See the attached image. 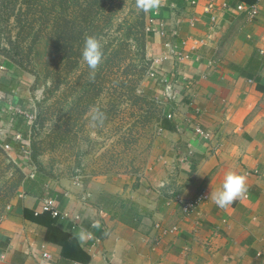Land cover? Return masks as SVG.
I'll return each mask as SVG.
<instances>
[{
	"label": "crops",
	"instance_id": "obj_1",
	"mask_svg": "<svg viewBox=\"0 0 264 264\" xmlns=\"http://www.w3.org/2000/svg\"><path fill=\"white\" fill-rule=\"evenodd\" d=\"M149 11L147 55L159 61L152 94L163 95L166 76L175 98L160 101L159 137L139 185L108 191L131 198L139 215L110 214L94 182L52 187L37 178L0 226V264H264V0H159ZM12 77L0 91L11 90ZM3 110L7 102L0 123ZM228 172L244 175L247 191L221 208L212 194ZM202 192L208 200L189 215L174 201ZM46 197L68 215L56 228L73 249L26 216Z\"/></svg>",
	"mask_w": 264,
	"mask_h": 264
},
{
	"label": "rangeland",
	"instance_id": "obj_2",
	"mask_svg": "<svg viewBox=\"0 0 264 264\" xmlns=\"http://www.w3.org/2000/svg\"><path fill=\"white\" fill-rule=\"evenodd\" d=\"M137 3L138 0H126L122 9L113 14L110 24L103 27L102 35L97 39L103 46H109L101 67L105 60L113 61L114 49L122 39L124 26L120 28V25L130 15H135V11L140 13ZM142 13L148 65L137 92L146 94L153 106H134L127 94L128 87H120L123 77L127 82L131 73L127 52L124 53L123 67L113 68L114 63L110 62L100 72L98 81L92 84L93 90L85 96L82 88L86 80L77 81L80 72L86 71L85 62L80 69L70 70L64 83L56 89L53 78L45 77L46 69L40 58L23 50L20 56L15 57V61L20 60L16 64L11 58L4 57L2 47L5 46L2 45L6 44L0 45V63L3 62L5 67L0 74L12 68L13 76L17 77L11 90H6V93L0 91L12 107L3 110L0 123V226L13 199L22 193L23 183L30 182L28 178L48 181L52 187L72 181L94 182L91 189L94 191L93 187L97 185L95 190H101L98 201L110 214L121 213L128 221L139 215L140 206L131 198L124 200L108 191L122 186L134 189L143 178L159 137L164 111L160 101L165 97L157 98L152 94L154 82L148 76L151 60L146 44L150 11L143 10ZM127 43L123 48L128 51L131 45L134 50L133 40ZM38 51L43 52L42 48ZM57 55L48 71L55 72L61 68L62 54ZM98 69L94 72L88 69L87 77H92ZM120 92L124 96H120ZM15 97L19 99L13 105L11 101ZM96 110L102 118L93 120ZM32 172L34 177L30 178Z\"/></svg>",
	"mask_w": 264,
	"mask_h": 264
},
{
	"label": "trees",
	"instance_id": "obj_3",
	"mask_svg": "<svg viewBox=\"0 0 264 264\" xmlns=\"http://www.w3.org/2000/svg\"><path fill=\"white\" fill-rule=\"evenodd\" d=\"M125 2L126 0H0V37L2 31L0 45L6 44L2 45L5 46L2 47V53L4 57L11 58L16 64H19L20 60L15 61V57L20 56L23 50L27 51L26 54L40 58L46 69L45 77H52L55 88L58 89L60 84L64 83L70 70H78L85 65L81 56L85 39L88 36L99 38L103 33V27L110 24L113 14L121 10ZM142 12L141 9L140 13L135 11V15H130L123 21V25H120V28L124 26L122 39L119 41L118 48L114 49L113 61L105 60L104 65L101 67L100 64L98 71L92 77H87L89 69L87 65L86 71L80 72L77 81L86 80L82 88L85 96H88L93 90L92 84L98 81L100 72L104 67L109 66L110 62L114 63L113 68L123 67L124 53L127 52L131 73L127 82L123 77L120 87L121 89L128 87L127 94L134 106H153L154 103L146 94L137 92L148 65L145 57V23ZM13 31H15L14 39H12ZM3 36H6V39ZM130 39L135 43L134 50L129 45L128 51H126L123 44L128 45L127 41ZM108 46L102 45L103 56L106 54ZM39 48H42V53H39ZM57 54H62L61 68L56 69L55 72L48 71V68L55 63ZM3 74L0 84L8 86L13 75L6 72ZM86 77L88 79H85ZM97 92H100V89ZM120 96H124L122 92H120ZM27 180L30 182L23 183L25 190L37 188V183L34 180ZM26 216L31 221L45 226L48 235L52 233L64 249L70 248L64 244V239L67 236L56 228L57 219L47 213L37 216L31 213ZM74 246L75 243H72L73 248Z\"/></svg>",
	"mask_w": 264,
	"mask_h": 264
},
{
	"label": "clouds",
	"instance_id": "obj_4",
	"mask_svg": "<svg viewBox=\"0 0 264 264\" xmlns=\"http://www.w3.org/2000/svg\"><path fill=\"white\" fill-rule=\"evenodd\" d=\"M137 7L144 11L157 9L159 0H138ZM81 56L87 67L94 72L103 60L101 42L95 36H88L84 41ZM100 118H102V114L96 110L92 119L97 120ZM246 191V177L235 172H228L224 176L221 186L212 194V199L217 206L224 208L231 205L235 200L242 198ZM87 235L90 236L91 234L87 233ZM83 236L84 232L82 231L81 238Z\"/></svg>",
	"mask_w": 264,
	"mask_h": 264
},
{
	"label": "built area",
	"instance_id": "obj_5",
	"mask_svg": "<svg viewBox=\"0 0 264 264\" xmlns=\"http://www.w3.org/2000/svg\"><path fill=\"white\" fill-rule=\"evenodd\" d=\"M212 7V3H209L207 8H211ZM156 22V19L151 16L148 20V24L149 25H153ZM159 63L158 60H154L153 63L150 66V70L148 72V76L152 79L156 78V74H157V68L156 65ZM5 67L3 65V63H0V71H4ZM159 82L164 86V97L167 99H174L175 96L173 94V83L172 81L166 77V76H162L159 79ZM1 102H7L5 100V96H3V94L0 93V103ZM8 104V109H11L12 107L10 106V104L7 102ZM167 117L169 118L170 115H167ZM195 133L197 135H199L200 137H202L203 139H210V135L206 132H204L203 130H201L200 128H195ZM30 178L34 177L33 172L30 173ZM73 185L78 187L80 185L79 181H74ZM208 200V195L205 192L200 193L199 195H197L196 197L192 198V199H183L180 195H176L174 201L178 204V206L180 207V210L182 211V213H184L185 215H189L193 212L196 211L197 208H199V206L204 203L205 201ZM49 214L52 218H59L61 220H65L68 218V215L65 213L60 212L59 210H57L54 205H53V201L51 198H43L41 200V205L39 210L34 211V215L37 216L39 214ZM75 220H78V217L75 216L74 217ZM94 226V225H93ZM175 230V228L169 229V230H163V234L165 233H172ZM89 239L92 238V236H88ZM43 258L45 259H50V256L46 253L43 254Z\"/></svg>",
	"mask_w": 264,
	"mask_h": 264
}]
</instances>
